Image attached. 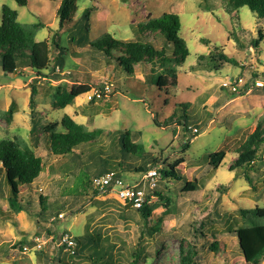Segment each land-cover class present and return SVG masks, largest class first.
Here are the masks:
<instances>
[{
  "label": "rangeland",
  "instance_id": "1",
  "mask_svg": "<svg viewBox=\"0 0 264 264\" xmlns=\"http://www.w3.org/2000/svg\"><path fill=\"white\" fill-rule=\"evenodd\" d=\"M61 2L28 0V5L23 7L15 0H0V25L3 5L17 11L22 24L43 23L45 28L38 34V41H52L57 33L60 35L58 43L63 50V71L67 72L62 81L68 83V89L74 84V75L83 82L89 71L94 87L106 83L114 85L115 82V93L95 103L82 95L73 105L56 109L52 87L60 82L51 85L40 83L36 103L43 119L48 124H58L60 132V123L65 115L90 130L102 129L103 135L98 142L106 149L113 147L112 135L115 131L140 132L143 136L139 141L161 161L159 168L185 159L179 168L182 178L159 181L157 191L170 201L157 198L162 207L154 212L149 222V229L159 227L152 237L147 234L144 220L135 211L124 208L115 197L99 196L92 201L93 192L90 189L87 196L76 198L83 181L94 172L84 171L76 179L79 171L74 175L66 170L71 157H54L51 154L50 147L64 141L65 135L51 133L47 138L32 134L30 104L33 74L27 70L25 76L7 75L0 60V141L22 137L45 164L40 181L43 192L38 190L40 188L34 192V203L32 207L28 206V213L15 216L6 202L1 201L4 216H0V264H60L58 259L63 261L62 264H93L92 258H98L97 252L110 250L113 251V258L104 256L98 264H108L109 261L128 264L127 258L138 246L142 234L146 235L149 257L146 264H180L182 240L197 248L196 264H247L234 231L245 225L241 210L264 208V160L253 165L250 172L252 184L244 177L236 180L229 166L237 157L235 151L254 132L257 120L264 115V87L252 89L247 95L223 102V105L219 103L229 96L221 89L226 77L243 74L248 80L249 69L264 73V40L259 50L252 47L259 33L264 34V21L248 8L233 14L226 13L221 0H77L75 21L61 29L57 16ZM172 13L180 17L181 36L188 44L190 56L176 76L170 73L162 75L168 84L166 88L160 89L153 81L149 84L141 74L136 78L125 75V83L122 80L118 83L111 72L112 67L95 71L87 60H80L84 58L82 44L96 41L103 35H110L119 41L133 40L136 37L134 25ZM156 46L160 48L162 41H157ZM215 49L224 50V55L236 60L237 64L222 62L218 70L198 66V58L209 55ZM161 74L162 69L158 68L155 75ZM174 78L177 85L172 84ZM259 80L264 82L262 77ZM182 104H189V110L198 117L189 114L187 118L191 127L201 130L194 139L178 127L174 133L175 125L160 128L154 123L156 116L164 120ZM10 111H13L12 122L6 115ZM188 139H191L190 149L183 153V144ZM221 151L227 152V157L215 171L210 166V156ZM122 173L126 180L139 179V175ZM187 182H193L198 190L184 193ZM42 194L48 196L50 202L58 200L52 202L49 208L48 215H54L49 220L39 215L42 212ZM152 195L156 199V195ZM61 200L73 204L71 214L60 203ZM166 209L168 215L163 214ZM60 210H64L61 212L64 218L58 219L56 214ZM7 215H10V220L15 216L17 225L2 220ZM201 232L206 236L203 237ZM64 235L83 243L90 242L87 238L92 236L94 242L85 256L72 260L69 252L60 251ZM36 238L45 241L44 252L31 249L24 253L19 242L26 240L23 247L31 248ZM214 239L219 243L216 251L211 249Z\"/></svg>",
  "mask_w": 264,
  "mask_h": 264
},
{
  "label": "trees",
  "instance_id": "2",
  "mask_svg": "<svg viewBox=\"0 0 264 264\" xmlns=\"http://www.w3.org/2000/svg\"><path fill=\"white\" fill-rule=\"evenodd\" d=\"M20 6H27L28 0H15ZM223 8L226 13L233 14L239 9L248 8L254 13L257 18L264 21V0H221ZM77 0H62L58 10L57 16L60 20V28L63 29L65 24L75 21V16L78 11L76 5ZM213 12V11H212ZM45 28L43 23H30L22 24L19 21V14L17 11L11 9L7 5L2 6V23L0 25V60L3 72L7 75L18 73L20 76H25L26 71H32V94L31 104L33 128L32 134L36 137L49 136L51 133H59L65 135V140L54 144L50 147V152L54 157H67L70 165L66 170L74 173L76 179L81 177L82 172L92 171L94 174L83 181V187L75 195L85 197L89 190L93 192L92 201L97 199L98 192L93 189V180L101 177L110 172H115L122 176V172L139 175V178L154 168H158L162 175V179L181 180L179 168L184 164L185 159L181 158L173 163H169L162 168V164L156 155L148 152L145 149L143 142L139 139L143 136L140 132L130 133L128 131H115L112 135L113 147L106 149L99 145V139L103 135L102 129L90 130L83 124L77 123L71 116L65 115L60 123L61 131H58V124H48L38 111L36 97L38 95V85L47 82L51 85L53 82H60L57 86L52 87L54 93L53 106L56 109H65L74 104L75 100L82 96L87 95L93 88H102L103 85L93 86L92 74L88 71L83 82L78 81L74 75V84L68 89V83L63 82V50L58 43L59 34L57 33L52 41L43 40L38 41V34ZM181 21L177 14H164L160 18H149L146 22L134 25L133 29L136 37L133 40L119 41L110 35H103L96 41L82 44V62L86 60L90 63V67L97 71L102 67H112L111 72L115 75L118 83L122 80L125 83V75L129 77H141L149 84L156 83L160 88L167 87V81L163 74L170 73L176 76V73L184 68L190 51L186 40L181 36ZM264 40V34L259 33L258 39L252 42V47L259 50L261 43ZM157 41H162V46H156ZM209 44V42H206ZM76 55V54H75ZM198 66L210 67L218 70L219 64L225 62L230 65H236L237 61L224 55V50L215 49L209 55H202L199 58ZM159 66V67H158ZM60 68L61 72H57ZM162 69L161 75H155L157 69ZM249 79L244 87L240 89L238 94L232 93L221 87L222 90L229 93L220 101L223 102L233 100L237 97L245 96L251 89H258L255 87V80L264 78V73L257 70L249 69ZM72 74V73H71ZM70 74V76H72ZM241 75V74H240ZM69 76V77H70ZM242 76H244L242 74ZM117 83V82H116ZM113 84V83H112ZM172 84L177 85V79L174 78ZM115 85V82H114ZM113 85V86H114ZM118 85V84H117ZM118 90V87H117ZM115 93V87L113 92ZM225 100V101H224ZM96 101H91L95 103ZM189 104L178 105L175 113L170 115L164 120L154 118V123L160 128H166L175 125L174 133L177 127L182 129L184 134H190L191 139L196 138L197 134L188 124L187 118L193 116L192 111L189 110ZM177 112L179 114H177ZM9 121L13 118V111L6 113ZM209 121V120H208ZM111 136V135H109ZM191 139L183 144V153L187 152L191 146ZM264 152V115H262L256 123V128L246 140L235 151L237 157L229 166V171L235 173V179L246 178L249 184H252L250 172L253 170V165L259 161H263ZM227 157V152L221 151L214 153L210 156V166L213 170H218ZM45 164L42 157L38 156L33 147L25 141L22 137H15L13 139H4L0 141V204L5 201L8 209L14 213L15 216L30 210L29 205L32 207L34 200L33 194L41 187V176L44 172ZM79 169V170H76ZM122 171V172H121ZM75 185V184H74ZM222 187V186H221ZM225 189L224 187H222ZM198 186L193 182H187L184 193L195 192ZM72 192V189H71ZM155 194L156 199L152 203H147L142 209L135 210L127 207L133 212L135 211L143 220L147 228V234L152 237L158 232L159 227L148 228L149 222L156 210L161 205L160 200L170 201L166 199V195L157 191H148V199L151 195ZM55 198V197H54ZM193 199V198H191ZM195 199V198H194ZM46 195L40 196L42 204V212L39 214L44 220H49L54 215H48L49 208L52 202H57ZM193 203L195 200H192ZM62 205L70 210L73 209L72 203L67 201H60ZM196 203V202H195ZM3 205V204H2ZM126 208V206H123ZM0 207V216H4ZM64 210H60L56 214H63ZM79 214V212H78ZM168 215V209L163 213ZM244 226L239 227L234 231L235 237L238 239L239 246L245 262L247 264H264V208H256L253 210H241ZM3 217L4 221H11L17 225V221ZM55 218V217H54ZM52 220V219H51ZM261 220V221H260ZM163 220L161 219V222ZM250 223V224H249ZM201 235H206L201 232ZM91 236V235H90ZM145 234H142L138 246L131 251L127 258L128 264H146L148 261ZM256 238H259L255 241ZM76 247L74 253H68L69 258L72 260L85 256L86 251L94 242L92 236L87 238L90 242L83 243L81 240L74 238ZM212 244V251L218 250V242L216 239ZM26 240L19 242V246L23 248ZM21 248V249H22ZM65 247H61L60 251ZM39 253L44 250H38ZM67 254V252H66ZM98 258H92L93 264L107 256L109 259L113 258V251L110 250L105 253L97 252ZM197 248L194 245L188 244L186 240H182L180 246V264H196L195 258L197 257ZM59 263L63 261L58 259ZM49 264H52L49 262ZM108 264H113L109 261ZM123 264V263H120Z\"/></svg>",
  "mask_w": 264,
  "mask_h": 264
},
{
  "label": "built area",
  "instance_id": "3",
  "mask_svg": "<svg viewBox=\"0 0 264 264\" xmlns=\"http://www.w3.org/2000/svg\"><path fill=\"white\" fill-rule=\"evenodd\" d=\"M57 72H61L60 68H57ZM67 72L63 71L62 75ZM256 88H263L264 82L259 79L255 81ZM247 80L242 75L228 76L222 83L221 87L232 93L238 94L240 89L245 86ZM249 90V92H251ZM113 92V84L106 83L103 87L93 88L87 95V99L91 101H101L111 96ZM248 92V93H249ZM194 133H198V129H193ZM162 179V175L158 168L151 169L146 174L141 176L138 180L130 181L119 176L115 172L107 173L104 176L97 177L93 180V189L98 192V196L108 197L113 196L124 206L130 207L135 210L142 209L145 204L152 203L155 200V196L151 195V199H148V191H155L158 188V183ZM60 218H64V214L59 215ZM45 241L40 238H36L33 241L32 247L24 246L23 252L27 253L31 249L36 251L42 250ZM60 247H65L66 252L74 253L76 242L72 236L64 235L60 241Z\"/></svg>",
  "mask_w": 264,
  "mask_h": 264
},
{
  "label": "crops",
  "instance_id": "4",
  "mask_svg": "<svg viewBox=\"0 0 264 264\" xmlns=\"http://www.w3.org/2000/svg\"><path fill=\"white\" fill-rule=\"evenodd\" d=\"M32 72V71H31ZM17 75H19L20 73H19V71H18V73H16ZM54 103V102H53ZM41 114V113H40ZM13 121V118L11 119V122ZM40 136V135H39ZM39 136H36V137H39ZM16 137H18V136H16ZM20 137V136H19ZM49 137V136H48ZM47 137V138H48ZM15 138V137H14ZM37 154V153H36ZM123 205V204H122ZM124 206V205H123ZM215 241V240H214Z\"/></svg>",
  "mask_w": 264,
  "mask_h": 264
}]
</instances>
